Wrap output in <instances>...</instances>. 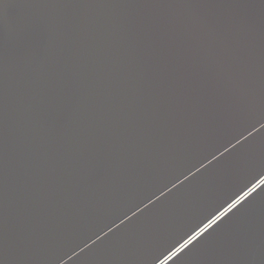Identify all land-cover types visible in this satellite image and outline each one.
Segmentation results:
<instances>
[{
    "label": "water",
    "instance_id": "95a60500",
    "mask_svg": "<svg viewBox=\"0 0 264 264\" xmlns=\"http://www.w3.org/2000/svg\"><path fill=\"white\" fill-rule=\"evenodd\" d=\"M0 264H264V0H0Z\"/></svg>",
    "mask_w": 264,
    "mask_h": 264
}]
</instances>
